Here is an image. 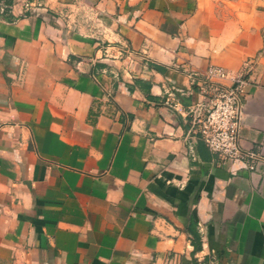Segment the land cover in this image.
<instances>
[{
  "label": "crops",
  "instance_id": "0c3cea01",
  "mask_svg": "<svg viewBox=\"0 0 264 264\" xmlns=\"http://www.w3.org/2000/svg\"><path fill=\"white\" fill-rule=\"evenodd\" d=\"M210 64L233 163L164 102ZM0 264H264V0H0Z\"/></svg>",
  "mask_w": 264,
  "mask_h": 264
},
{
  "label": "built area",
  "instance_id": "2783aa9c",
  "mask_svg": "<svg viewBox=\"0 0 264 264\" xmlns=\"http://www.w3.org/2000/svg\"><path fill=\"white\" fill-rule=\"evenodd\" d=\"M201 97L182 108L179 88L166 90L165 103L189 116V131L197 133L204 144L224 163L250 155L239 144V128L245 87L249 80L245 68L231 71L210 64L202 73L187 71Z\"/></svg>",
  "mask_w": 264,
  "mask_h": 264
},
{
  "label": "trees",
  "instance_id": "16d2710c",
  "mask_svg": "<svg viewBox=\"0 0 264 264\" xmlns=\"http://www.w3.org/2000/svg\"><path fill=\"white\" fill-rule=\"evenodd\" d=\"M195 235H197V234H195Z\"/></svg>",
  "mask_w": 264,
  "mask_h": 264
}]
</instances>
